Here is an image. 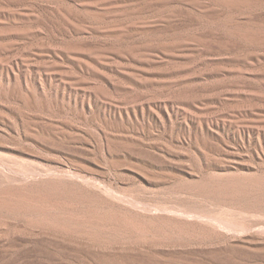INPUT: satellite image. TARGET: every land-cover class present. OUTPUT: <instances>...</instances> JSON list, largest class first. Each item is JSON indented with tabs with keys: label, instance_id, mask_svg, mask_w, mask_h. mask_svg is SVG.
<instances>
[{
	"label": "rangeland",
	"instance_id": "1",
	"mask_svg": "<svg viewBox=\"0 0 264 264\" xmlns=\"http://www.w3.org/2000/svg\"><path fill=\"white\" fill-rule=\"evenodd\" d=\"M201 1L0 0V160L145 201L264 171V2ZM80 256L0 239V264Z\"/></svg>",
	"mask_w": 264,
	"mask_h": 264
},
{
	"label": "bare ground",
	"instance_id": "2",
	"mask_svg": "<svg viewBox=\"0 0 264 264\" xmlns=\"http://www.w3.org/2000/svg\"><path fill=\"white\" fill-rule=\"evenodd\" d=\"M0 166V237L5 240L54 247L70 257L81 254L88 264L264 257V171L201 177L172 188L183 197L145 201L97 189L77 175L49 176L28 165L12 170L1 160Z\"/></svg>",
	"mask_w": 264,
	"mask_h": 264
}]
</instances>
